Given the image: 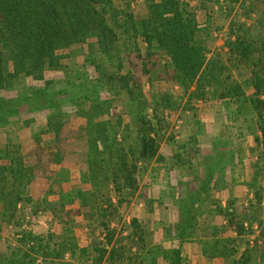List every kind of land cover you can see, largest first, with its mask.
I'll list each match as a JSON object with an SVG mask.
<instances>
[{
	"label": "rangeland",
	"instance_id": "374dc122",
	"mask_svg": "<svg viewBox=\"0 0 264 264\" xmlns=\"http://www.w3.org/2000/svg\"><path fill=\"white\" fill-rule=\"evenodd\" d=\"M114 1L118 9L133 12L138 23L147 16L148 4L152 2L131 0L128 6L127 0ZM180 1L187 4V9L195 15L201 30L199 42L206 46V64L215 61L220 54L226 56L228 46L225 43L233 24L236 31L235 24L239 21L250 24L258 18L259 14L252 13L253 10H264V0H239L236 3L230 0ZM254 45L258 47V44ZM96 47L95 39L66 51L63 66L46 72V79L52 80L47 90L44 81L23 76L0 89V100L4 103L3 113H0V154L15 157L26 167L33 168L32 180L18 205L19 214L29 207L35 213L41 211V218L48 226L42 232H31L21 229V223L3 225L0 228V262L9 257L10 263L20 261L25 254L22 246L30 251L34 244L31 241L25 246L20 239L26 232H31L45 242L47 263L43 256H36V264H69L73 260L77 264H110L106 261L96 263L94 258L99 255L94 257L93 243L98 242L99 246L105 245L110 250L117 233L108 243L107 229L99 226V222L89 220L93 207L102 203L100 195L107 192V188L114 204V214L109 219L104 218L108 220V227L125 236L130 231V222L136 217L134 213L140 211L138 208L148 214L158 210L157 219L161 216V220L153 222L152 218L145 219L142 215L136 218L145 225L151 244L165 250L171 248L154 241V231L163 227L165 212L170 211L163 196H172V208L179 215L177 224L182 218L180 202L189 203L190 207L195 203L194 213L199 222L192 238L198 240L187 242L200 244L202 251L211 250L212 245L215 247L214 240L221 244L222 239L230 240L224 235L229 231L234 233L231 239L236 240L239 223H244L247 229L253 218L259 223L262 221L260 224L264 230V166L261 170L258 168L259 160L264 159L260 158L262 151L255 140L261 134L258 117L251 108L246 105L238 116L236 102L230 97H218L220 90L217 93L215 78L199 79V75L189 86L181 84L170 55L156 43L149 47L142 35L135 41H128L126 35H122L112 58L104 54L88 57L89 49L93 48L96 53ZM229 67H232L229 74L233 75L229 83L238 82L247 93H253L254 89L247 84L250 73L235 69L232 63ZM123 79L134 84L136 91L133 94L124 89ZM51 122H59L58 134ZM145 130L156 138L158 156L137 161L141 167L138 190L126 193L124 198L127 199L119 203L114 186L105 185L103 175L115 168L119 170L122 155H127V162L136 160L139 152L137 140ZM228 165L234 171V179L225 174ZM248 168L251 173L247 172ZM188 177L194 180V184L188 181ZM228 178L231 187L236 185L234 196L229 198L232 203L227 212L229 217L225 210H220V203L212 199L208 215L203 219L199 204L208 198L209 191L220 193ZM185 179L187 181H183ZM205 187L207 190L203 191ZM196 191L202 193L197 195L196 202L187 200L196 196ZM85 193L89 197L95 194V202L90 197L91 205H84L81 197ZM176 193L179 196L176 197ZM257 197L261 198V206L255 205ZM64 198L67 202L62 206ZM227 206L225 204L223 208ZM231 214H234L233 225L230 224ZM218 215L224 217L226 224L223 229L216 228V232L220 230L223 234L214 239L210 233L213 226H217ZM258 222L253 221L246 241L251 247L261 248L253 256L255 264H264V235ZM18 234L22 236L17 237ZM211 240L212 244L208 243L206 247L204 241ZM244 242L238 243L242 245ZM227 244L231 245L230 242ZM18 246L20 249H13ZM56 247L62 256L54 255ZM136 249L133 247V251ZM243 249L240 248L241 252ZM75 251H82L83 261L79 262L80 255ZM74 253L75 259L72 257ZM151 261L148 258L144 264Z\"/></svg>",
	"mask_w": 264,
	"mask_h": 264
},
{
	"label": "trees",
	"instance_id": "16d2710c",
	"mask_svg": "<svg viewBox=\"0 0 264 264\" xmlns=\"http://www.w3.org/2000/svg\"><path fill=\"white\" fill-rule=\"evenodd\" d=\"M230 1L236 3L239 0ZM114 2V0H0V89L7 88L10 81L23 76L31 77L34 81H44L47 87L45 90H47L52 85V80L46 79V72L63 66L62 60L66 57V51L75 50L96 39L97 52L94 53L95 50L90 48L88 57L104 54L105 57L112 58L118 49V40L122 35H126L128 41H135L142 35L149 47L156 43L158 48L170 55L181 84L189 86L199 75V79L215 78L217 93L220 90L218 97H230L232 102H236L238 116L246 105L251 108V112L258 117L261 134L257 135L255 140L262 151L260 158L264 159V10L262 12L253 10L252 13L259 14L258 18L250 24L239 21L235 24L236 31L234 24L232 25V33L225 43L228 50L224 54L228 59L220 54L215 61L210 60L206 64L207 55L204 53L206 46L198 39V33L201 30L198 28L195 15L187 9V4L180 0H152L148 4L147 16L138 23L133 12L118 9ZM127 2L129 6L131 0ZM255 43L258 47L254 45ZM229 63H232L235 69L250 73L247 84L254 89L253 93H247L243 85L237 84L238 82L229 83L230 79L233 80V75L229 74L232 69ZM121 81L125 84L124 89L128 93L133 94L136 91L131 81L129 83L124 79ZM43 95L46 97V92H43ZM3 104L0 100V113H3L1 110ZM50 125L58 134L59 122L55 124L51 122ZM147 131L140 134L137 140L139 152L136 160L127 162V155H122L119 170L115 168L103 175L104 184L114 186L119 203L125 199L126 193L138 190L141 167L137 161H147L158 156V142ZM122 150L125 151L124 146ZM263 162L259 160L260 170L264 166ZM32 170L33 168L26 167L19 159L0 154V228L10 222L13 225L21 223L23 214H19L18 205L24 199L23 194L26 193L32 180ZM204 190L206 191L207 188L205 187ZM201 194V191H196V196L187 200L196 202L199 198L197 195ZM90 197H93L95 202V194H91ZM90 197L86 193L81 197L84 199V205L90 204L88 200ZM100 197L102 203L93 207L89 220L93 219L100 223L99 226L107 229L108 243L112 242L116 233L117 236L110 250L105 248V245L99 246V243L94 241L92 252L95 255L90 252L94 257L99 255L94 258L96 263L106 261L110 264H144L145 260L150 258L152 261L149 264H157L159 256H162L170 260L172 264H181L180 250L154 247L148 239L149 234L145 225L138 218L132 219L130 231L125 236L121 235V232L118 233V230L108 227V220L104 218L109 219L114 214V204L108 196V188L107 192L103 191ZM256 200L258 203L255 205L261 206V198L257 197ZM66 202L64 198L61 205L64 206ZM104 203H107V206ZM194 204L191 207L184 201L179 204L182 218L177 224L176 236L181 244L188 240H198V238H192L199 222L198 215L194 213ZM231 206L230 201L225 209L220 207V210H225L226 216L229 217L227 212ZM231 215L230 224L233 225L234 214ZM249 221L252 224L247 229L244 223H239L236 240L220 239L222 244L219 240H214L215 247L212 245L211 250L203 249L204 253L212 257L231 256L232 264H255L253 255L261 248L251 247L246 237L251 233L253 221L258 222V220L253 218ZM260 223L262 224V221ZM261 224V233L264 235ZM33 240H36V243ZM243 240L245 242L242 245L238 243ZM20 241L25 246L31 241L34 244L30 247V251L22 246L25 254L20 261L10 263L8 256L7 261H1L0 264H36V256H43L47 263L44 252L45 242L42 238L26 232ZM212 242L213 240L204 241V244L207 247V244ZM227 242L231 243L230 249ZM135 246L137 249L133 251ZM240 246L244 247L242 252ZM19 247L21 246L13 249ZM75 252L80 255L79 262L83 261L82 251ZM54 255L62 256L57 247L54 249ZM72 257L75 259V253ZM75 263L77 264L73 260L69 264Z\"/></svg>",
	"mask_w": 264,
	"mask_h": 264
},
{
	"label": "crops",
	"instance_id": "0c3cea01",
	"mask_svg": "<svg viewBox=\"0 0 264 264\" xmlns=\"http://www.w3.org/2000/svg\"><path fill=\"white\" fill-rule=\"evenodd\" d=\"M234 164V163H233ZM234 171L231 170V165H228L225 168V174L228 177H233L234 179ZM247 172L251 173V170L248 168ZM183 181H187L186 179ZM188 181L192 184H194V180L190 179L188 177ZM231 180L230 178H228L226 184H223V189H221L220 193H215V191L212 190V192L208 194V198L204 199L203 202H201L199 204L200 208H201V213H203V215H201V217L203 219H206L208 215V211L210 206V200L212 199H216L219 203L220 206L223 208V206H225V204H228L229 202V198L234 196V188L236 187V185H232L231 187ZM226 185V187H225ZM222 187V186H221ZM209 188H212V186L209 184ZM179 196L178 193H176V197ZM165 198V204L168 205V208H170L169 212H165V217H163L162 221H164V225L163 227L160 226L158 229L156 228V230L154 231L155 234V242L157 241L158 243H162L164 245L165 248L168 249H179L180 250V263L181 264H232V257L228 256V258H226V256H216V257H209L207 255H205L202 251V246L198 243L195 242H184V243H180V241L177 238L172 239L173 236H176V222L178 221V211L177 210H173L172 208V204H173V199L172 196H163ZM207 197V196H206ZM156 199H159V196L156 197ZM170 200L172 202H170ZM161 201V199H160ZM158 200V202H160ZM156 203V209H158L159 203ZM166 205V206H167ZM140 206H142V204H140ZM140 209V211H138L137 213L135 212L134 215H136V217H139L140 215H142V217L144 216L145 219H150L153 222L157 221V220H161V216L157 219V215L159 214L157 211H155L154 213H145L144 210L142 208H138ZM225 209V208H224ZM142 211V212H141ZM214 214V213H211ZM143 217V218H144ZM50 219V218H49ZM147 221V220H146ZM148 222V221H147ZM216 222H217V226L214 225L211 233V236L216 239V238H220V236H222L223 232L218 230L216 232V228H221L223 229V226L226 224V220L224 219V217L218 215L216 218ZM211 225L208 224V227H210ZM47 224L45 223V220H43L41 218V222L40 224L36 225V228L34 229V232L38 230V232H42L44 231V229H47ZM166 227V228H165ZM165 228V229H164ZM153 229V228H152ZM233 232L229 231L228 233L224 234L225 236H227L228 238L233 237ZM228 248L230 249V246H228ZM171 262H168L167 260H164L162 258L159 259L158 264H169ZM172 264V263H171Z\"/></svg>",
	"mask_w": 264,
	"mask_h": 264
},
{
	"label": "built area",
	"instance_id": "2783aa9c",
	"mask_svg": "<svg viewBox=\"0 0 264 264\" xmlns=\"http://www.w3.org/2000/svg\"><path fill=\"white\" fill-rule=\"evenodd\" d=\"M41 211L34 212L32 211V208H26L23 211V218L21 221V229L26 230V231H34L36 228L37 224H40L41 222ZM21 234H18L17 237H21Z\"/></svg>",
	"mask_w": 264,
	"mask_h": 264
}]
</instances>
